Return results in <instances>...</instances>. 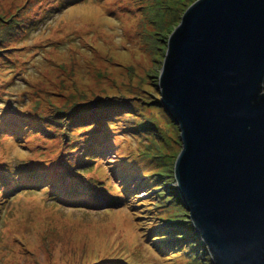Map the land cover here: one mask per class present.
<instances>
[{
    "label": "rangeland",
    "instance_id": "1",
    "mask_svg": "<svg viewBox=\"0 0 264 264\" xmlns=\"http://www.w3.org/2000/svg\"><path fill=\"white\" fill-rule=\"evenodd\" d=\"M195 1L0 0V36L31 18L0 43V264H202L168 203L181 140L157 92L168 40ZM86 116L110 124L89 126L72 155L53 148L59 135L37 134ZM89 175L128 196L107 207L102 193L95 209L59 195L62 180L73 190Z\"/></svg>",
    "mask_w": 264,
    "mask_h": 264
},
{
    "label": "water",
    "instance_id": "2",
    "mask_svg": "<svg viewBox=\"0 0 264 264\" xmlns=\"http://www.w3.org/2000/svg\"><path fill=\"white\" fill-rule=\"evenodd\" d=\"M264 0H197L165 48L158 106L181 151L166 193L202 264H264Z\"/></svg>",
    "mask_w": 264,
    "mask_h": 264
},
{
    "label": "trees",
    "instance_id": "3",
    "mask_svg": "<svg viewBox=\"0 0 264 264\" xmlns=\"http://www.w3.org/2000/svg\"><path fill=\"white\" fill-rule=\"evenodd\" d=\"M32 5V3H30L28 5V7H30ZM60 6V5H58ZM31 18H19L18 20H16L13 24V28L12 30L14 31L15 29L17 31L21 30L25 25L26 23L30 20ZM12 24V25H13ZM11 25V27H12ZM11 29L8 30V36L4 35V36H0V43H5L6 42V38H8L10 36L12 32ZM2 40H5V41H2ZM7 43V42H6ZM1 45V44H0ZM0 51H5L2 46H0ZM5 103V102H4ZM3 103V104H4ZM96 117V116H94ZM99 118V119H98ZM59 119V118H57ZM101 122H103L102 124H100ZM57 123L60 125L57 126L55 124H51L52 127L54 128L53 130L49 131L47 127H49V124L47 123L45 126H44V129L46 127V132L48 134L51 135V137H46L45 136V130H42V131H37V134H39L40 136H42L43 138L45 139H48L52 142H54L56 144V137L59 135L60 138L63 140V144L60 145V146H56V147H53V148H57V152H58V155L59 156H62V155H72V151H70V146H71V141H76L78 139L79 136H82V137H85L86 135H88L90 133V130L88 131V129H90V127H92L93 125H99L96 129H101V134L103 133V131H105L106 128H108V125L110 124V121L106 120V119H103V117H96V118H87L86 117H82V119H77V120H73V119H66L64 118V120L62 119H59L57 120ZM87 123V126L88 128L86 130H80L78 127ZM74 124H79V126H75ZM101 125V127H100ZM90 126V127H89ZM77 129L79 131L80 134L76 135L75 132H77ZM88 131V133L86 132ZM78 133V132H77ZM68 136H71V139L69 142L68 140L66 139V137ZM82 138L78 139L77 142L75 144H78L80 141H81ZM102 144V143H100ZM38 146V145H36ZM99 147V146H97ZM75 148H78V146H76ZM80 148V147H79ZM66 149H68V151L66 152ZM92 158V156L89 155V158ZM109 160V159H108ZM108 160L105 161V163H107V165L109 164H112L111 162H109ZM65 162H69V160L65 161ZM39 163H44V166H47L48 165V161H39ZM6 172L9 171L8 169L5 170ZM81 173V175H83V172L81 171H78V174ZM33 174H37V172H34ZM19 176V175H18ZM100 176V175H99ZM99 176H88L86 178H88V181H83V183H79L77 184L75 187V189L73 190H69V187L67 186V182H65V180L63 181L62 180V183L60 185V191H61V194H59L60 196H63V198H68L69 197V194L70 192H75V193H79V196L82 197V202L86 205L90 204L93 205L94 203H97L96 201V197H99L102 195V193H105L106 195L110 196L111 200L109 202L113 203V204H118V200L120 199H123L126 195L128 196V194H126L124 191H120V195L119 193L117 192H114L113 191V188L111 187V185H109L108 183H106L104 181V179H101L99 178ZM38 174H37V179H38ZM20 181V182H19ZM22 181V182H21ZM39 181H42L40 178H39ZM18 184H22L23 183V179H20L17 181ZM7 184H11L12 183V180L8 179L5 177V180H2V184L3 185H6ZM49 185L55 183L54 185H57L56 184V180H52L50 182H48ZM49 191L51 190V187L48 188ZM2 195H4L2 192H0ZM4 198V196H3ZM128 198V197H127ZM7 199V198H5ZM112 208V207H111ZM113 209V208H112Z\"/></svg>",
    "mask_w": 264,
    "mask_h": 264
}]
</instances>
